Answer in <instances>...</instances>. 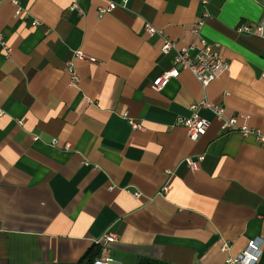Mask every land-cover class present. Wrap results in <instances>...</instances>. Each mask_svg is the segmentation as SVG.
Masks as SVG:
<instances>
[{
	"label": "crops",
	"instance_id": "crops-1",
	"mask_svg": "<svg viewBox=\"0 0 264 264\" xmlns=\"http://www.w3.org/2000/svg\"><path fill=\"white\" fill-rule=\"evenodd\" d=\"M205 14L200 37L229 70L206 88L184 70L154 91L174 65L163 41L198 45ZM262 14L255 0H0V264H79L104 234L117 241L98 257L117 264H226L256 239L264 264V143L222 133L207 110L197 142L182 124L206 99L264 134V40L237 32Z\"/></svg>",
	"mask_w": 264,
	"mask_h": 264
},
{
	"label": "built area",
	"instance_id": "built-area-1",
	"mask_svg": "<svg viewBox=\"0 0 264 264\" xmlns=\"http://www.w3.org/2000/svg\"><path fill=\"white\" fill-rule=\"evenodd\" d=\"M126 0H124L125 2ZM259 3L263 9V14L258 23L248 26L243 25L237 29L238 33L258 36L264 40V0H255ZM116 4L111 3L108 7L100 8L98 16L102 18L104 15L113 12L116 9ZM72 10H78L77 4L73 5ZM20 12L18 11V14ZM207 14L200 18L198 23L193 27V33L195 34L199 44H191L185 47L178 48L177 45L165 39L161 47V52L163 54H168L171 51H175L174 65L173 67L164 72L160 77H158L153 83L151 88L154 91H163L172 79L179 76L181 71H189L196 78L203 88H206L213 81L218 80L224 73L229 70L228 63L220 56L219 47L207 44L201 37L200 31L204 25L205 18ZM37 24V23H36ZM145 30L149 35L161 34L152 25L146 24ZM0 48L9 57L11 49L7 45L6 41L0 35ZM74 59L89 63L97 64V59L90 57L78 50L74 52ZM66 71L70 77V83L75 86L78 82L77 72L71 62L66 64ZM264 78V71L262 74ZM207 110L213 117L221 123L222 133H229L233 131L239 132L243 137L254 136L259 143H264V134L252 130L246 125L239 126L238 119L248 120L249 117L246 115H237L233 117H226L225 108L219 104L210 103L206 99L199 102L193 103L190 106L191 115L189 118L182 121L183 126L187 130L188 137L190 141L197 142L200 137H202L208 128L210 127V121L201 117L198 111ZM3 115L0 112V117ZM133 129H139L140 125L136 122H130ZM205 155H199L196 158H187L185 163L191 171H198L200 164L204 161ZM165 188L164 191H167ZM134 199L140 197L139 193H130ZM117 237L111 234H104L99 240L96 241V245L100 247H105L110 243H115ZM263 246V240L256 239L248 243L246 249L240 253L237 257H228L225 261L226 264H258L261 254V249ZM230 249L227 243L223 244L221 250L223 252H228ZM119 263L113 257H96L91 264H117Z\"/></svg>",
	"mask_w": 264,
	"mask_h": 264
},
{
	"label": "trees",
	"instance_id": "trees-1",
	"mask_svg": "<svg viewBox=\"0 0 264 264\" xmlns=\"http://www.w3.org/2000/svg\"><path fill=\"white\" fill-rule=\"evenodd\" d=\"M95 251L91 252L90 254L86 255L82 258V260L79 262V264H91V262L99 256L101 252V247L95 246Z\"/></svg>",
	"mask_w": 264,
	"mask_h": 264
}]
</instances>
